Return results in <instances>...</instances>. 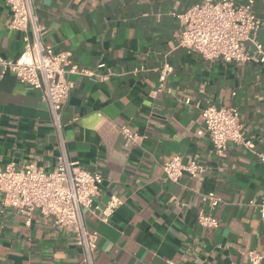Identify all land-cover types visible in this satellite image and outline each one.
<instances>
[{
    "label": "crops",
    "instance_id": "obj_1",
    "mask_svg": "<svg viewBox=\"0 0 264 264\" xmlns=\"http://www.w3.org/2000/svg\"><path fill=\"white\" fill-rule=\"evenodd\" d=\"M202 1L36 0L44 41L97 74L67 75L74 89L62 112L64 145L42 94L13 73L0 75V168L34 162L52 171L65 147L102 175L96 203L121 201L108 221L86 212L98 232L96 264H248L249 252L264 254V63L207 60L181 46L177 15ZM254 11L264 44L263 0ZM11 15L0 0V56L9 59L25 46ZM167 61L173 70L160 89L157 69ZM209 104L236 108L253 148L229 143L217 153L202 116ZM123 126L143 139L134 143ZM175 155L202 164L201 178L167 179L163 164ZM209 193L222 200L216 208L201 199ZM200 211L219 226L199 224ZM26 220L0 192V264H86L72 233L52 218L36 212Z\"/></svg>",
    "mask_w": 264,
    "mask_h": 264
},
{
    "label": "built area",
    "instance_id": "obj_2",
    "mask_svg": "<svg viewBox=\"0 0 264 264\" xmlns=\"http://www.w3.org/2000/svg\"><path fill=\"white\" fill-rule=\"evenodd\" d=\"M4 1L12 13L9 25L24 33L25 46L16 58L0 56V75L13 73L21 85L42 94L64 145L62 112L74 89V82L67 75L94 76L97 75L96 71L74 63L70 51L55 52L44 41L45 30L36 11V0ZM254 4L255 0H248L244 4H238L235 0H203L191 6L183 14L177 15L183 24L180 45L207 60L264 63V44L257 37L262 19L255 13ZM96 67L104 68L106 64L100 62ZM172 70L173 66L168 61L157 69L160 89L164 88ZM103 79H107V76ZM202 116L205 131L217 153H223L229 143L253 148V142L246 138L236 108L209 104L202 110ZM121 131L134 143L143 139L141 134L128 126H123ZM63 149L52 171L34 162L22 167L12 162L1 167L0 192L4 204L25 215L27 224H31L33 214L38 212L52 218L56 227L71 232L76 245L82 250L86 264H96L98 232L89 230L86 212L101 221H108L121 201L112 197L106 207L96 203L102 175L83 168L79 161L70 158L65 147ZM258 157L264 162V151L258 153ZM163 170L166 178L173 182L186 174L192 178H201L205 172L204 166L195 158L185 159L181 155L166 161ZM201 199L212 208H216L222 201L213 193L203 194ZM261 206L264 212V195ZM198 222L208 229L219 226V218L205 211L198 214ZM248 264H264V254L249 252Z\"/></svg>",
    "mask_w": 264,
    "mask_h": 264
}]
</instances>
